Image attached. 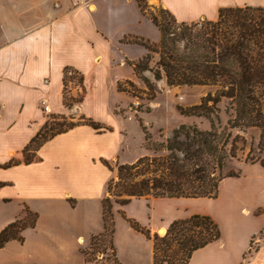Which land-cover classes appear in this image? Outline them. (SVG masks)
<instances>
[{"label":"crops","instance_id":"crops-1","mask_svg":"<svg viewBox=\"0 0 264 264\" xmlns=\"http://www.w3.org/2000/svg\"><path fill=\"white\" fill-rule=\"evenodd\" d=\"M143 4L167 11L179 23H193L214 21L223 8L264 7V0ZM159 39L139 0H0V165L16 162L0 168V232L14 222L26 223L19 238L0 247V264H98L96 258L106 244L101 241L103 200L115 174L112 165L132 164L145 156L125 159L124 121L130 117L109 107L108 94H120L118 85L136 78L129 62L148 53L136 41L156 46ZM125 68L128 74L122 75ZM68 74L76 82L67 88ZM77 90H83L80 115L101 128L79 123L45 141L35 159L24 163L22 151L47 114L69 112L64 94L71 97ZM44 105L49 112H44ZM159 199L112 204L110 250L117 264L154 263L152 239L134 230L128 220L150 236L165 235L176 221L167 205L186 198ZM224 234L220 230L219 239L194 251L187 264H264L263 240L251 248L256 232L246 239L236 230Z\"/></svg>","mask_w":264,"mask_h":264},{"label":"trees","instance_id":"trees-1","mask_svg":"<svg viewBox=\"0 0 264 264\" xmlns=\"http://www.w3.org/2000/svg\"><path fill=\"white\" fill-rule=\"evenodd\" d=\"M139 7L141 12L145 10L143 0H139ZM161 11L171 17L175 27L161 24L156 17L148 15L160 33L159 42L156 46H150L136 41L148 53L136 62H129V65L149 91L153 88L143 76L145 72H150L156 81L164 80L167 87L214 88V92L203 97L199 105L178 108L183 116L208 120L210 128L203 131L193 125H180L158 146L150 141L145 132L146 149L154 152V156H143L132 164L117 165V183L114 185L118 188L117 193L113 201L107 197L103 200L105 232L101 241L108 243L111 250L113 203L125 206L133 199L140 198L215 199L220 182L224 178L238 176L223 174L227 161L237 154L238 136H232L233 130L257 129L259 138L256 148L261 153L264 151V7L220 9L216 20L199 21L210 25V28L198 32H192L187 29V23H179L167 11ZM151 54L158 56L153 67L149 65ZM68 71L65 70V78ZM117 90L127 92L120 85ZM222 100L227 102L225 113L229 114L224 128H221L217 115V105ZM81 102L82 95L76 100L71 97L66 100L64 94L63 105L66 108ZM82 119V123L94 129L101 128L91 120ZM77 124L69 123L63 129L41 138V132L47 127L45 123L24 147V163L33 161L27 157H33L45 141ZM160 151L165 154L156 155ZM14 163L10 161L0 165V168L10 167ZM249 163H257L264 168V160L255 159ZM111 182L112 179L107 184L108 192ZM122 195L125 198H121ZM128 222L134 230L152 239L153 264H187L194 251L220 237L217 224L206 216L174 221L162 237L157 234L150 236L134 221ZM25 225V222L17 221L3 229L0 232V247L10 239L19 238L18 232ZM110 264L117 262L112 258Z\"/></svg>","mask_w":264,"mask_h":264},{"label":"rangeland","instance_id":"rangeland-1","mask_svg":"<svg viewBox=\"0 0 264 264\" xmlns=\"http://www.w3.org/2000/svg\"><path fill=\"white\" fill-rule=\"evenodd\" d=\"M144 5L145 14L156 17L161 24H169L171 28L175 27L171 17L166 13H162L161 10L163 9L150 6L149 4ZM209 28L210 25L204 22L187 23V29L192 32L205 31V29L208 30ZM157 60V54H151L149 65L153 67ZM121 73L122 75L128 74V69L125 68ZM67 76V78H71L67 82L68 88L70 82H76V77L73 74H68ZM143 76L152 86V91H149L145 83L136 77L130 84H120V88L127 92L115 94L110 90L107 98L110 108L115 106L113 109L115 112L122 113V117L125 119L130 117L124 121L128 135L126 143L128 152L125 158L127 160L141 154L154 156V152L146 150L145 132L150 137V141L158 146L166 138L170 137L171 132L180 125H193L203 131H207L210 128L208 120L183 116L178 111V108L187 109L199 105L203 97L214 92V88L207 86L167 87L164 80H154L150 72H145ZM80 96L81 91L77 90L76 94L72 95L71 98L76 100ZM69 98L66 95V100H69ZM79 104L75 103L69 108L65 107L69 110L65 114H47L44 122V124L47 123V127L44 132H41V138L63 129L69 123H82L83 119L77 108ZM227 106L228 104L225 100H222L217 105L219 109L217 115L221 128L226 127L229 120V114L225 113ZM232 136H238L236 143L237 154L235 158L227 161L223 174L233 173L238 174V176L235 178H224L219 184L218 195L215 199H184L181 202L175 201V203L173 202L162 209L171 208L170 210L175 212L176 221L183 220L182 217H210L219 226V230L225 233L224 236H227L228 231L232 233L236 230L241 236L240 239H246L247 236L249 238V233L256 232L254 239L251 240V248H254V242L257 243L261 239L264 242V233H261L264 231V212L258 210L259 208H264V168H261L257 163L250 164L249 161L255 159L264 160V151L261 153L256 148L259 138L257 129L233 130ZM143 143L145 148L142 146ZM164 154V151H160L156 155ZM27 159H35V155L33 157L30 155ZM22 161L24 162V159ZM112 168L115 174L110 190L109 192L107 191V198L111 199V201H113L114 195H116L118 190L114 186L117 183V166L112 165ZM120 197L125 198L124 195ZM159 200L166 201L162 198ZM255 206L257 208L253 209ZM243 208L249 209V213L241 212ZM164 210H160V212H164ZM255 211H257V214H260V212L261 214L255 215ZM101 250L103 252L96 258L98 264L111 263V250L108 243Z\"/></svg>","mask_w":264,"mask_h":264},{"label":"built area","instance_id":"built-area-1","mask_svg":"<svg viewBox=\"0 0 264 264\" xmlns=\"http://www.w3.org/2000/svg\"><path fill=\"white\" fill-rule=\"evenodd\" d=\"M43 110H44V112H49L48 106L44 105Z\"/></svg>","mask_w":264,"mask_h":264},{"label":"bare ground","instance_id":"bare-ground-1","mask_svg":"<svg viewBox=\"0 0 264 264\" xmlns=\"http://www.w3.org/2000/svg\"><path fill=\"white\" fill-rule=\"evenodd\" d=\"M159 233H160V234H163V230H160Z\"/></svg>","mask_w":264,"mask_h":264}]
</instances>
